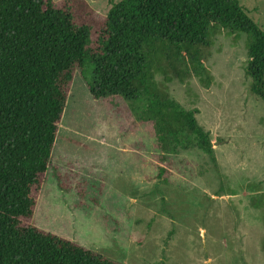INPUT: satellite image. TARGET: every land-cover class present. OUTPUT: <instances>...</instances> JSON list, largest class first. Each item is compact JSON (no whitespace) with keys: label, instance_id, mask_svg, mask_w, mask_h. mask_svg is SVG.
<instances>
[{"label":"rangeland","instance_id":"obj_1","mask_svg":"<svg viewBox=\"0 0 264 264\" xmlns=\"http://www.w3.org/2000/svg\"><path fill=\"white\" fill-rule=\"evenodd\" d=\"M84 1L103 17L122 0ZM238 2L264 31V0ZM214 31L208 85L155 80L197 110L215 161L197 149L161 155L137 103L92 99V66L76 69L34 227L123 264H264V102L244 74L245 35Z\"/></svg>","mask_w":264,"mask_h":264},{"label":"trees","instance_id":"obj_2","mask_svg":"<svg viewBox=\"0 0 264 264\" xmlns=\"http://www.w3.org/2000/svg\"><path fill=\"white\" fill-rule=\"evenodd\" d=\"M110 4L99 17L84 0H0V264H123L32 224L76 69L92 66V99L137 103L161 155L197 149L215 161L197 110L155 80L208 85L212 31L245 35L244 74L264 102V31L238 0Z\"/></svg>","mask_w":264,"mask_h":264}]
</instances>
